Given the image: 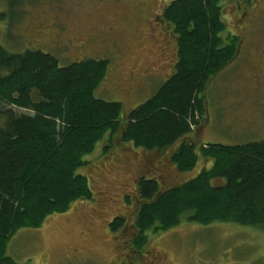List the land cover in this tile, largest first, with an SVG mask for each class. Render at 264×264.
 Segmentation results:
<instances>
[{
  "label": "trees",
  "instance_id": "16d2710c",
  "mask_svg": "<svg viewBox=\"0 0 264 264\" xmlns=\"http://www.w3.org/2000/svg\"><path fill=\"white\" fill-rule=\"evenodd\" d=\"M221 1L174 0L168 5L164 17L179 36L175 71L128 113L122 102L94 95L111 60L61 66L52 54L11 53L0 45V114L5 115L0 128V264H21L7 253L20 229L40 227L77 200L92 198L90 181L79 169L104 140L120 139L145 150L172 149L170 158L181 171L192 170L200 157L213 161L211 168L167 191L154 179L142 180L145 201L134 221L136 249L149 243V231H166L182 218L264 229V139L204 143L199 151L186 139L208 118L206 88L238 51L239 38L226 42L221 36L226 28ZM122 226L119 218L112 227Z\"/></svg>",
  "mask_w": 264,
  "mask_h": 264
},
{
  "label": "rangeland",
  "instance_id": "374dc122",
  "mask_svg": "<svg viewBox=\"0 0 264 264\" xmlns=\"http://www.w3.org/2000/svg\"><path fill=\"white\" fill-rule=\"evenodd\" d=\"M138 1L107 0L89 20L88 9L92 10L97 0H0V45L11 53L39 50L52 54L61 66L85 59L111 60L109 71L94 95L122 102L128 113L152 97L175 69V63L171 67L176 51L171 39L165 56L158 62L151 42L133 36L131 55L120 61L102 25H96L98 16L117 14L119 39L127 33L130 37L142 32L144 24L139 19ZM166 1L171 0H154L159 12ZM237 1L242 3V0L221 1L227 26L221 35L225 38L230 32L236 34L241 23L244 24L247 38L242 32L240 36L246 53L251 46L264 45V0L255 1L258 10L243 22H238L236 15ZM125 17H129L131 24ZM241 53L212 78L205 90L208 118L186 137L196 144L198 151L204 143L237 145L264 139V95L257 94L263 102L250 106L251 98L246 94L252 92L250 78L255 74L254 64L248 63ZM4 124L5 115L0 114V128ZM119 140L101 141L94 153L85 158L88 163L79 169L95 190L94 199L77 200L67 212L49 216L40 227L20 229L8 244V255L21 264H141L136 260L138 250L131 243L125 244L129 239L132 242V233L137 232L129 222L136 213L138 177L158 178L161 190L166 191L211 168L213 161L200 157L192 170L181 171L170 158L172 149L145 150L131 142L119 144ZM119 148L122 153L112 152L113 158L108 155ZM114 214L127 220L121 236L120 231L110 227ZM147 234L149 243L143 251L150 254L143 264H264V229L255 226L220 221L205 225L182 218L180 224L166 231ZM126 254L134 255L120 263L119 257Z\"/></svg>",
  "mask_w": 264,
  "mask_h": 264
},
{
  "label": "flooded vegetation",
  "instance_id": "af4514ba",
  "mask_svg": "<svg viewBox=\"0 0 264 264\" xmlns=\"http://www.w3.org/2000/svg\"><path fill=\"white\" fill-rule=\"evenodd\" d=\"M172 1H174V0L166 1L165 4L163 5L162 9L159 12L156 8L154 0H139L136 5H137L138 11L140 12L139 19L144 24V30L142 32H139L138 34L133 33L130 37H129V33H127L125 37H122L119 39L118 33H116V29H118L117 28V14L107 15V16L106 15H100L96 18V21H95L97 23L96 25H102L101 29L105 31L106 35L112 41L111 43L114 46V52H115L114 54H115L117 60L125 61L127 56L131 55V53H132L131 50L133 49V44H134V42H132L133 36H138V38L141 39L142 41L147 39L148 41L151 42L152 50H154V52L156 51L155 54L158 58V62H160L162 57L165 56L164 51H166L167 45L171 44V42H170V39H171L173 46L176 49L175 58H174L173 63L171 64V67L174 65V63L176 66L177 61H178V40H179V36L175 31V27L170 22H168L164 17L165 10ZM255 1L256 0H242V3H240L239 1L236 2V8H237L236 15L239 19L238 22L245 21L246 16H249V15L251 16V14H253L254 11L258 10V8H259V6L257 7L258 1L257 2H255ZM106 2H107V0H97V2H95L92 6L93 11L88 9V14L90 15V17L88 19L90 20V18L93 17L96 14V12H98L102 7H104L106 5ZM241 5H244L245 8L243 7L244 9L242 11H239V7ZM223 17L226 18L225 16H223ZM125 18L128 20V25H129V23L131 24V20L129 19V17H125ZM224 18H223V21L225 22V25H226V21ZM89 24L93 25L92 22H89ZM245 27L246 26H244V24L241 23V25L238 27L240 30H237L238 33L232 34L230 32V34H227L225 36V38L222 35L221 36L225 39L226 42H228V40H230V39L239 38L238 51H237V54H236L234 60L242 52L241 54L245 56L244 59L248 63L253 61V64H254L253 70H254L255 74H254V76H251V78H250V80L253 83L252 84L253 88L250 89L252 92H248L246 94L247 98H251L250 106L253 107V106H256L257 104H260L264 100V99L260 100V96L257 95V94L264 95V45L259 46V47L251 46V49L247 50L245 53L241 47V36H240V32L245 34V32L243 31V29H245ZM133 28H135V26ZM137 31L138 30H136V32ZM88 32H90V30L87 31V33ZM246 35L247 34H245V40L247 38ZM95 39L97 40L96 37H95ZM244 43H245V41H244ZM244 43H243V48H244ZM174 71H175V69H174ZM150 74H152V73H150ZM170 76H169V78H170ZM249 121L253 122L254 118L253 119L249 118ZM120 142H123V141L119 140V144H120ZM112 152L113 153H119V152L122 153L123 151L120 148L117 151H115V150L111 151L108 155L113 158V157H115V155ZM103 155L108 156L105 154H103ZM144 179L156 180L158 182L160 190H161V183H160L158 178H155L152 176H147V175H141L138 177V179L136 180V183H135V190H136V197L135 198L137 199L136 213H135L134 218L132 219V222H129L130 223L129 225H132L134 227H135L134 221H135L136 215H137L142 203L145 201L142 198V196L140 194V189H139V184ZM173 188H175V187H173ZM91 189H92V187H91ZM94 191L92 189L93 196H92L91 200L94 199ZM111 218H112V221L110 224L111 229L113 231H120L119 236H121L123 234L121 232L127 228V227H125V226H127L126 218L119 215V214H114L111 216ZM119 218L122 219L123 226L118 227L116 229H113V227H112L113 224ZM110 219H108V220H110ZM108 220H107V224H108ZM137 234H138V229H137V232L132 233V236L136 237ZM134 237L132 238V242L129 239V240H127V242H125V244L131 243L132 248L134 247V249H136V247L133 246ZM145 251L146 250H144V251L138 250L137 251V255H138V253H140V254H139V256H136V260L140 261L141 264H143L144 258L148 257L150 254V251H147L146 253H145ZM133 255L131 256L130 254H126L125 256H122L121 259L119 257L120 263L122 262V260L126 259V257L132 258ZM123 263H126V262H123Z\"/></svg>",
  "mask_w": 264,
  "mask_h": 264
}]
</instances>
